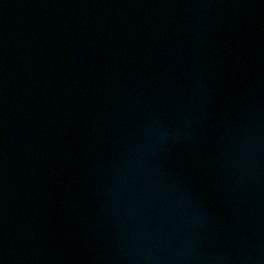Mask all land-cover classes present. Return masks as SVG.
I'll return each mask as SVG.
<instances>
[{
    "label": "water",
    "instance_id": "1",
    "mask_svg": "<svg viewBox=\"0 0 264 264\" xmlns=\"http://www.w3.org/2000/svg\"><path fill=\"white\" fill-rule=\"evenodd\" d=\"M0 264H264V0H0Z\"/></svg>",
    "mask_w": 264,
    "mask_h": 264
}]
</instances>
